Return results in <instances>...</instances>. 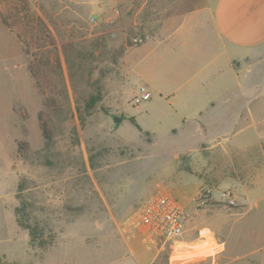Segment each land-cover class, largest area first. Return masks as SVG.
Instances as JSON below:
<instances>
[{
	"label": "rangeland",
	"instance_id": "374dc122",
	"mask_svg": "<svg viewBox=\"0 0 264 264\" xmlns=\"http://www.w3.org/2000/svg\"><path fill=\"white\" fill-rule=\"evenodd\" d=\"M93 1L0 0L6 28L0 33V264H137L124 259L131 254L158 256L160 264L173 254L182 264L193 250L151 236L139 216L144 203L167 194L189 219L195 210L201 223L241 205L233 187L202 186L204 136L192 121L183 127L201 102L172 104L157 95L134 101L143 85L133 79L126 52L155 30L161 6L136 0L128 12L132 27L122 34L109 21L111 8ZM66 39L80 44L71 54L64 53ZM214 168L219 180L224 163L216 159ZM20 185L54 232L47 251L18 224ZM224 192L235 204L222 199ZM230 219L219 221L223 236ZM206 230L196 234L209 238ZM236 233L232 240L239 242L262 238V231Z\"/></svg>",
	"mask_w": 264,
	"mask_h": 264
},
{
	"label": "crops",
	"instance_id": "0c3cea01",
	"mask_svg": "<svg viewBox=\"0 0 264 264\" xmlns=\"http://www.w3.org/2000/svg\"><path fill=\"white\" fill-rule=\"evenodd\" d=\"M135 1L92 3L110 7L109 21L121 23L115 28L125 34L132 27L128 12ZM147 1L161 8L155 30L126 52L131 75L151 95L172 104L181 99L202 103L183 118V127L192 121L195 134L204 136L202 186L233 187L241 203L233 214L216 211V221L212 217L208 223L196 220L192 209L184 235L173 239L193 250L182 264H264V131L259 129L260 111L264 122V0ZM120 6L121 15L114 12ZM5 30L0 19V33ZM216 159L225 167L219 180L213 178ZM224 215L232 219L223 236L219 221ZM202 224L209 238L196 234ZM236 229L262 231V238L232 240ZM158 258L124 257L137 264H160ZM177 259L171 254L166 264H180Z\"/></svg>",
	"mask_w": 264,
	"mask_h": 264
},
{
	"label": "built area",
	"instance_id": "2783aa9c",
	"mask_svg": "<svg viewBox=\"0 0 264 264\" xmlns=\"http://www.w3.org/2000/svg\"><path fill=\"white\" fill-rule=\"evenodd\" d=\"M95 21V19H92ZM141 43L142 40H136ZM151 98V93L140 87L134 98L136 104H140ZM222 199L235 204V199L230 192L221 194ZM141 222L145 224L147 231L153 237L175 239L184 235L188 212L173 197L158 193L150 197L142 206L139 213Z\"/></svg>",
	"mask_w": 264,
	"mask_h": 264
},
{
	"label": "trees",
	"instance_id": "16d2710c",
	"mask_svg": "<svg viewBox=\"0 0 264 264\" xmlns=\"http://www.w3.org/2000/svg\"><path fill=\"white\" fill-rule=\"evenodd\" d=\"M42 22V21H40ZM49 35V39L53 42L55 41L54 37L50 33V31H46ZM93 44V43H92ZM91 44V46H92ZM79 43H74L72 39L64 41V53L69 54L74 51V47H78ZM95 48H98L100 45L99 41L95 42ZM72 50V51H71ZM71 51V52H70ZM124 54V49L121 51H115L114 55L112 56V62L116 63L117 56H122ZM60 68V66H59ZM98 100L97 97L92 98V105L94 106L95 102ZM91 106V105H90ZM43 133L46 140H51V132L49 129L48 123L42 125ZM20 195H18V199L21 201V206L17 208V215H18V224L21 228L28 231L29 237L31 240L32 245L36 246L40 250L47 251L53 246V241L55 235L53 234V230L50 228L49 224L47 223V219H40L38 214L34 211V204L28 202L26 197L22 195L26 189L23 185H20Z\"/></svg>",
	"mask_w": 264,
	"mask_h": 264
}]
</instances>
